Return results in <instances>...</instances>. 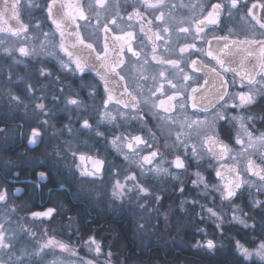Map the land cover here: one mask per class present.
<instances>
[{"label":"snow or ice","instance_id":"obj_1","mask_svg":"<svg viewBox=\"0 0 264 264\" xmlns=\"http://www.w3.org/2000/svg\"><path fill=\"white\" fill-rule=\"evenodd\" d=\"M111 6L123 20L119 0H0V149L27 146L0 164V264H130V247L167 246L188 216L202 235L187 247L210 264H264V3L135 0L124 11L139 32L121 34ZM57 113L67 123L49 137ZM225 207L251 248L223 242ZM101 215L135 239L111 228L105 245L92 227Z\"/></svg>","mask_w":264,"mask_h":264},{"label":"flooded vegetation","instance_id":"obj_2","mask_svg":"<svg viewBox=\"0 0 264 264\" xmlns=\"http://www.w3.org/2000/svg\"><path fill=\"white\" fill-rule=\"evenodd\" d=\"M135 2V0H127V2H125V0H119L120 3V16H123V20H121L119 17L115 16V12H116V8L115 6H111L107 9V11L104 13V16L110 17V18H116L119 27L115 28V31L117 34H121V30L124 31H136L139 32V24L136 23L135 19L131 22H129L127 20V12L124 11V9L126 8L128 12H130L132 10L131 5ZM181 2L188 4V3H197L198 0H169L170 4H177L179 5ZM212 2H214V0H212ZM241 2L243 3L244 0H241ZM111 3V0H110ZM252 3H264V0H247V4L248 7H251ZM141 11L143 12L144 9L141 8ZM255 13L258 16L264 17V9L261 8H257L254 10ZM181 13L184 14V16L190 17V13L187 12L186 9H175L173 10V15L175 16L176 20L181 19ZM88 15L90 16V18H92V25L95 26L96 24V20L94 18V14L91 12V10L88 11ZM240 15H244L243 11L240 13ZM26 18V16H25ZM145 18L146 19H151V16L148 15L147 13H145ZM170 22L172 23L173 27H175V21H172L171 18ZM238 19V17H237ZM250 19V18H249ZM104 20L103 18H101V23H103ZM9 23L14 24L15 21L9 20ZM79 23L84 24V21H79ZM241 26H244V21H240L239 22ZM129 24H133L134 27H129ZM115 27V26H112ZM145 27L147 28V24H145ZM237 31H239L240 29L237 28ZM93 31V27H89V28H85L83 30V35H85L87 38L89 39H94V37H89L88 34L90 32ZM240 39H243V35L239 36ZM173 41H175V35H173ZM137 43L139 44L140 41L138 40ZM159 44H163V42H158ZM144 44H148V47L144 48L145 52H150V48L151 45L148 43L147 39L144 40ZM161 51H163V49L161 48ZM150 71H152L150 69ZM20 75H24L23 72L20 73ZM228 77H231V73L228 74ZM149 83H151V81H149ZM82 99L86 98V94L85 96L81 97ZM5 97H0V108L3 107L4 102H5ZM88 103H91L90 101H88ZM61 107H63L61 105ZM33 113L31 112V105H29V109L27 112H25L23 109L19 110V116L21 117L20 119V123L25 125V128L21 129V131L26 130L27 128V122L30 121L33 117ZM59 121V122H58ZM67 123V120L65 119V114L64 113H57L56 116L49 121V125L48 127L51 125V127H53V125H55V127L53 128H57L59 129L60 127H62V124ZM13 128L16 127V123L14 122L12 125ZM26 144L25 143H20L16 146H14V151L10 152V153H5L2 149H0V164H3L4 161L8 160V159H12L15 160L17 159V154H24L26 152ZM31 153H29L27 158H30ZM17 172H19L20 170L17 169ZM24 175H27L29 179H32L33 177L31 176L30 171L26 172ZM24 175H21L20 177V182H17L15 180L12 181V185L14 188H24L26 181L24 180ZM214 178V177H213ZM189 188H191V185H189ZM27 192L23 193L22 195L27 196ZM192 195H195L194 192L192 193ZM48 193L45 190L44 192V199L45 202H48ZM15 203L17 205H21L24 203V200H16ZM211 203V202H210ZM209 203V204H210ZM243 208H245V204L243 203ZM197 211H199V209L197 208ZM70 215H74V213H70ZM183 215V214H180ZM175 217H173L174 219ZM92 217H89V221H91ZM97 221H98V225L97 224H93V229H95V234L97 236V239L102 240L103 243L105 245H107L109 242L112 241L113 239V235L111 232V228H115L118 229L117 227H119V231L124 233L126 232L129 237L131 239H135V237L131 236V232H130V225L128 223H124V222H116L113 220V218L111 217H104V216H98L96 217ZM66 221H61L59 219H57L54 222V227H60L61 225L65 224ZM184 224L187 226L188 225H195V222L193 221L191 216L185 217L184 219ZM118 225V226H117ZM207 225L208 229L207 231H211L210 237L214 234V226L212 225L211 221H208L206 224H201L200 226H204ZM234 231V229H233ZM154 237V236H153ZM151 238V240L147 243L150 244L151 247L150 248H145L143 249V251L139 248V247H135L134 249L130 247L129 250V257H130V264H156V263H161V261L167 263V264H210L209 260L205 257L199 256L197 254H195L192 250L190 249H183V248H175L172 246L167 248L165 246H162L161 243H158L160 240H157L156 238ZM58 239L61 237H57ZM64 239H67V237H63ZM172 237H168V240H170ZM182 240L185 239V241H187L186 236L181 238ZM198 239H200V237H198ZM195 241V240H193ZM241 241V240H240ZM73 243H77V241H73ZM159 250L163 253V259L162 260H158L154 257H152L151 253L153 252V250ZM165 249V250H164ZM113 251H118L117 248H113ZM134 251V254H133ZM166 252V253H165ZM168 254V255H167ZM176 256L181 257V260H179L178 262L176 261L177 259L175 258Z\"/></svg>","mask_w":264,"mask_h":264},{"label":"rangeland","instance_id":"obj_3","mask_svg":"<svg viewBox=\"0 0 264 264\" xmlns=\"http://www.w3.org/2000/svg\"><path fill=\"white\" fill-rule=\"evenodd\" d=\"M57 131H58L57 128H53V127H51V125H50V126L48 127V136L50 137V136L52 135L53 132H57ZM61 139H65V138H61ZM52 143H53V142H49V147L52 146ZM42 147H43V146H42ZM32 158H33V154H31V155H30V158H28V159H32ZM254 191H255V190L253 189V192H254ZM194 194H195V193H194ZM202 202H203V201H202ZM210 202H211V201L209 200V203H210ZM169 203H170V201H169ZM240 207L243 208V202L240 203ZM217 210L222 212V214L225 216V221H226V223H225V230H226V231H225V233H224V235H225V239H224L223 242H224V243H228V239L234 236V237H236L237 239H240V240H241V243H244L246 247L251 248V244L246 243V241L249 240V236H247V235L245 234V233H246V230H243L239 225L231 226V225H228V224H227V220H229V219L231 218V215H232L231 211H230L227 207H225V208H223V209L217 208ZM173 220H175V218H174ZM249 223H251V221H249ZM202 227H206V229H208V226H207V225H204V226H202ZM233 229H234V231H233ZM214 231H215V230H214ZM228 231H233V233L230 234V235H226V234H228ZM207 232H208L209 237H210L211 231L209 230V231H207ZM168 233H169V234H168V236L166 237V239H167V246L165 245V243H164L163 240H160L158 243H161L162 246H165V247L169 248V247L171 246V244L173 243V237H177L178 239H181V238H183V237L186 236L187 241H185V239L183 240V242H184V244H185V247H183V249H189V248L187 247V245L195 243L196 240H199L198 237L201 238V235H202V234L196 232V231H195V225H191V224H190V225L187 224V226L184 224L183 228H182L181 231L179 232V235H177V232L175 231V225L173 224L172 226L169 227V229H168ZM214 234H215L216 236H220V235H221V233L218 232V231H215ZM168 237H172V238H171L170 240H168ZM153 238H156V237L154 236ZM181 240H182V239H181ZM193 240H195V241H193ZM148 242H149V241H146L145 243L147 244ZM156 264H159V263H156Z\"/></svg>","mask_w":264,"mask_h":264},{"label":"trees","instance_id":"obj_4","mask_svg":"<svg viewBox=\"0 0 264 264\" xmlns=\"http://www.w3.org/2000/svg\"><path fill=\"white\" fill-rule=\"evenodd\" d=\"M118 226V225H117ZM118 229H119V227H117ZM124 233H126V232H124ZM233 233V231H228V234H226V235H230V234H232ZM165 250V249H164ZM166 253V252H165ZM151 255H152V257H154V258H156V259H158V260H162L163 259V253L161 252V251H159V250H157V249H155V250H153V252L151 253ZM168 255V254H167ZM177 260V262L179 261V260H181V257H179V256H176L175 257ZM160 264H167V263H165V262H163V261H161V263ZM200 264V263H199Z\"/></svg>","mask_w":264,"mask_h":264}]
</instances>
